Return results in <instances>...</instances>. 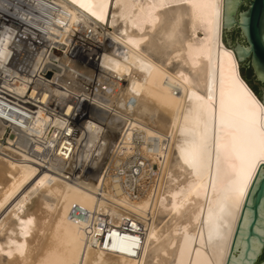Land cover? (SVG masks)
Segmentation results:
<instances>
[{"label":"bare ground","instance_id":"bare-ground-1","mask_svg":"<svg viewBox=\"0 0 264 264\" xmlns=\"http://www.w3.org/2000/svg\"><path fill=\"white\" fill-rule=\"evenodd\" d=\"M81 2L0 0V264H217L214 222L227 264L264 106L225 0Z\"/></svg>","mask_w":264,"mask_h":264},{"label":"water","instance_id":"water-1","mask_svg":"<svg viewBox=\"0 0 264 264\" xmlns=\"http://www.w3.org/2000/svg\"><path fill=\"white\" fill-rule=\"evenodd\" d=\"M223 42L264 106V0H225ZM241 65L253 83L245 78ZM252 84L258 86L259 93ZM262 169L264 163L258 167L248 190L227 264H264V258L260 259L264 250V180L259 179L264 176Z\"/></svg>","mask_w":264,"mask_h":264},{"label":"snow or ice","instance_id":"snow-or-ice-1","mask_svg":"<svg viewBox=\"0 0 264 264\" xmlns=\"http://www.w3.org/2000/svg\"><path fill=\"white\" fill-rule=\"evenodd\" d=\"M73 2L75 3V0H73ZM80 7L81 8H88L89 11H91L92 5L90 2H88V0H82V2L80 3ZM101 7H103V5H101ZM92 15L96 16L97 14L95 12H92ZM97 18L99 19L101 17L97 16ZM187 162L191 163L193 166H196L194 161H187ZM261 171H264V169H262ZM247 178H248V173L246 171H243L239 176V179L237 181L235 188L233 189V192L237 197L242 192L243 186L246 183ZM259 179L264 180V176L259 177ZM219 228H220V226L214 222L212 231L214 234L217 235V237L219 238V241H220L217 245L218 255L220 257V259L217 261V264H223V243H222L223 236L220 235ZM210 239H211V236H210ZM123 247H124V244L122 242L121 248L123 249ZM243 264H247V261H244Z\"/></svg>","mask_w":264,"mask_h":264},{"label":"rangeland","instance_id":"rangeland-1","mask_svg":"<svg viewBox=\"0 0 264 264\" xmlns=\"http://www.w3.org/2000/svg\"><path fill=\"white\" fill-rule=\"evenodd\" d=\"M111 15H112V13H111ZM109 23H110V19H109V22H108V23H105V24L103 25L104 30H112L111 25H110ZM54 52H55V54H56L57 56H62V55H63V52H62V49H61V48H56V49H54ZM59 54H60V55H59ZM74 59H76L77 61H81V60H82L81 57H75ZM91 68H92V67H91ZM78 75H79V74H78ZM81 76L84 77V78H86V76H83L82 74H81ZM76 78H77V77H76ZM88 79H89V80H92L90 77H89ZM8 130H9V131H8ZM8 130L5 132L3 138H1L2 141H5V142H6L7 137L10 136V134H11V129L8 128ZM148 181H149V180H146V183H148ZM144 188H146V187L143 186V184H142V186H140V189H141V190H144ZM262 258H264V250H263V253H262L260 259H262Z\"/></svg>","mask_w":264,"mask_h":264},{"label":"built area","instance_id":"built-area-1","mask_svg":"<svg viewBox=\"0 0 264 264\" xmlns=\"http://www.w3.org/2000/svg\"><path fill=\"white\" fill-rule=\"evenodd\" d=\"M131 241L132 240L129 237L118 234L115 238L112 239L111 243H113L117 248L122 249L121 244L123 242L124 247L122 250H127L131 247Z\"/></svg>","mask_w":264,"mask_h":264},{"label":"flooded vegetation","instance_id":"flooded-vegetation-1","mask_svg":"<svg viewBox=\"0 0 264 264\" xmlns=\"http://www.w3.org/2000/svg\"><path fill=\"white\" fill-rule=\"evenodd\" d=\"M235 33L238 35V31H237V30L235 31ZM241 68H242V72H243L245 78H246L250 83H253V79H252L251 77H249V76L244 72V66H243V65H241ZM252 86H253V88H254V90H255L256 92H258V93L260 92L258 86L253 85V84H252Z\"/></svg>","mask_w":264,"mask_h":264}]
</instances>
